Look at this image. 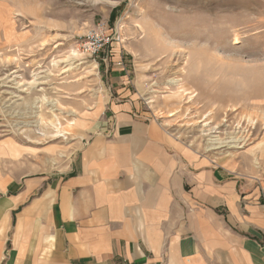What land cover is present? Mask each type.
Listing matches in <instances>:
<instances>
[{
	"label": "rangeland",
	"instance_id": "1",
	"mask_svg": "<svg viewBox=\"0 0 264 264\" xmlns=\"http://www.w3.org/2000/svg\"><path fill=\"white\" fill-rule=\"evenodd\" d=\"M116 72L136 116L264 185V0H0V180L70 170Z\"/></svg>",
	"mask_w": 264,
	"mask_h": 264
},
{
	"label": "crops",
	"instance_id": "2",
	"mask_svg": "<svg viewBox=\"0 0 264 264\" xmlns=\"http://www.w3.org/2000/svg\"><path fill=\"white\" fill-rule=\"evenodd\" d=\"M121 75L70 170L0 180V264H264V185L136 116Z\"/></svg>",
	"mask_w": 264,
	"mask_h": 264
},
{
	"label": "built area",
	"instance_id": "3",
	"mask_svg": "<svg viewBox=\"0 0 264 264\" xmlns=\"http://www.w3.org/2000/svg\"><path fill=\"white\" fill-rule=\"evenodd\" d=\"M100 32L96 31L90 34L89 39L85 42V48L91 53L98 52L103 45L107 44L110 41V38L99 34Z\"/></svg>",
	"mask_w": 264,
	"mask_h": 264
},
{
	"label": "bare ground",
	"instance_id": "4",
	"mask_svg": "<svg viewBox=\"0 0 264 264\" xmlns=\"http://www.w3.org/2000/svg\"><path fill=\"white\" fill-rule=\"evenodd\" d=\"M71 126V123H69L67 126L64 127V130H68L69 127ZM62 131L61 128H59V131ZM214 136V135H213ZM240 140V139H239ZM234 141V140H233ZM226 142H230V141H226ZM237 142V141H236ZM240 142V141H239ZM224 140L220 141V139H218V137H215V138H210L209 142H208V145H207V149L210 150V149H216V148H219V147H222V144L224 145ZM220 145V146H219ZM236 145V144H235Z\"/></svg>",
	"mask_w": 264,
	"mask_h": 264
}]
</instances>
